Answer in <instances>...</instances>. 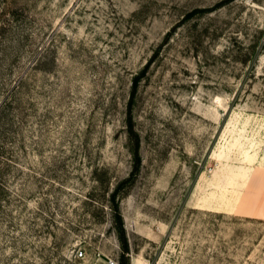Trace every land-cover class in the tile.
<instances>
[{
  "label": "rangeland",
  "instance_id": "obj_1",
  "mask_svg": "<svg viewBox=\"0 0 264 264\" xmlns=\"http://www.w3.org/2000/svg\"><path fill=\"white\" fill-rule=\"evenodd\" d=\"M110 258L264 264V0H0V264Z\"/></svg>",
  "mask_w": 264,
  "mask_h": 264
},
{
  "label": "trees",
  "instance_id": "obj_2",
  "mask_svg": "<svg viewBox=\"0 0 264 264\" xmlns=\"http://www.w3.org/2000/svg\"><path fill=\"white\" fill-rule=\"evenodd\" d=\"M138 78L136 79L135 81V87L138 83ZM131 112V111H130ZM128 123H129V132L131 133L132 137H135V148L133 149V153L135 154L136 157L139 158V155H140V139H139V136L135 133L134 131V124L132 122V118L130 116L129 120H128ZM139 160V159H138ZM119 220H120V223H122V219H121V216H119Z\"/></svg>",
  "mask_w": 264,
  "mask_h": 264
},
{
  "label": "built area",
  "instance_id": "obj_3",
  "mask_svg": "<svg viewBox=\"0 0 264 264\" xmlns=\"http://www.w3.org/2000/svg\"><path fill=\"white\" fill-rule=\"evenodd\" d=\"M79 256L83 257L84 253L83 252H79ZM105 264H119V262L113 258H110L108 260H106Z\"/></svg>",
  "mask_w": 264,
  "mask_h": 264
}]
</instances>
